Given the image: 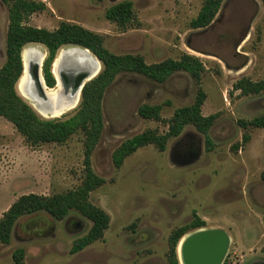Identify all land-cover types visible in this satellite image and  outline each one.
Masks as SVG:
<instances>
[{
  "label": "rangeland",
  "instance_id": "rangeland-1",
  "mask_svg": "<svg viewBox=\"0 0 264 264\" xmlns=\"http://www.w3.org/2000/svg\"><path fill=\"white\" fill-rule=\"evenodd\" d=\"M35 1L45 9L28 19L31 27L53 31L62 22L76 24L101 36L115 55H138L147 64L189 55L203 71L200 81L179 71L164 83L119 73L104 92V129L90 156L92 171L105 181L89 197L110 216L104 237L71 254L91 221L75 210L62 220L44 212L25 216L14 225L10 244L0 242V264H13L19 248L25 264H168L170 235L190 224L194 213L205 229L230 237L223 264H264V128L240 125L264 115V90L244 95L236 89L241 82L264 81V3L224 0L213 23L195 30L190 23L205 0ZM123 1L132 3L134 20L120 27L106 13ZM8 26L9 8L0 0V69ZM30 46L47 57L43 45ZM199 89L206 94L203 116L217 115L207 137L188 125L164 152L148 145L115 167L113 153L125 141L148 130L166 134L174 112L193 104ZM142 105L161 106L163 122L140 117ZM78 108L54 119H67ZM84 141L78 131L63 144L32 145L0 117V218L23 195L54 196L80 187Z\"/></svg>",
  "mask_w": 264,
  "mask_h": 264
},
{
  "label": "trees",
  "instance_id": "trees-1",
  "mask_svg": "<svg viewBox=\"0 0 264 264\" xmlns=\"http://www.w3.org/2000/svg\"><path fill=\"white\" fill-rule=\"evenodd\" d=\"M9 8V26L6 38V62L0 69V117L14 125L17 131L32 145L63 144L78 131L85 137V178L82 185L75 190L54 196L28 194L19 197L0 218V242L10 244L11 234L17 221L25 216L44 212L55 220L64 219L71 210L79 212L92 223L89 232L76 240L70 251L76 254L94 242L102 239L110 225V216L101 208L90 202V194L103 186L105 181L98 177L91 168L90 156L98 145L103 129L102 99L106 88L112 84L119 73L128 72L143 75L157 83H164L173 73L188 72L197 81L203 66L197 58L185 55L179 61L166 60L157 64H147L138 55L118 56L109 52L103 45L101 36L85 28L62 22L53 31L27 25L28 19L43 11L45 5L35 0H1ZM224 0H205L197 17L190 26L195 30L208 28L216 18ZM264 3V0H261ZM108 20L124 27L134 20L132 3L123 1L107 10ZM30 44H40L46 48L47 57L43 64V76L49 88L56 86L52 74V65L58 51L64 47H80L89 50L101 63L100 74L87 83L82 90L77 112L67 119L47 120L42 118L24 99L19 96L16 85L23 72L22 51ZM248 86V87H247ZM245 85H236L237 90L258 94L264 90V81ZM206 94L199 89L193 104L177 109L167 122L168 132L160 134L157 130H148L125 141L112 156L116 168H120L126 158L148 145L164 152L170 138L179 137L184 128L193 125L198 132L208 136L217 115L203 116L202 106ZM161 106L142 105L138 114L149 120L163 122ZM243 128L253 126L264 128V115L249 122H240ZM246 141L247 137L244 138ZM207 145L211 147L210 139ZM264 179V172L262 173ZM206 223L196 213L194 219L186 226L178 228L169 237L168 264H180L178 249L185 235L197 229H204ZM231 245V244H230ZM230 247V246H229ZM223 255L222 264L228 249ZM13 264H25V251H14Z\"/></svg>",
  "mask_w": 264,
  "mask_h": 264
},
{
  "label": "bare ground",
  "instance_id": "bare-ground-1",
  "mask_svg": "<svg viewBox=\"0 0 264 264\" xmlns=\"http://www.w3.org/2000/svg\"><path fill=\"white\" fill-rule=\"evenodd\" d=\"M33 47L39 48L40 52L45 56V52L40 47L30 46L23 49L22 61L24 72L19 80V93L36 110L44 113L46 118L49 119L47 115H53L57 112L60 113L78 105L81 100L83 88L100 74L102 66L90 51L80 47L62 48L59 51L54 70L55 76L58 79V86L56 89L46 88L43 84L40 71L42 57H35L32 53H29L26 57L24 55L27 48ZM35 68H37L38 72V75L35 76L39 77L40 84L43 86L44 93L42 95L35 90L36 87L34 85L37 81L34 78ZM203 230L198 229V232H202ZM195 231L197 232V230ZM192 233L185 235L180 242L178 249L180 264H184L182 260V249ZM223 236L226 239V246L228 248L231 244V239L225 233ZM225 252L226 250L224 254Z\"/></svg>",
  "mask_w": 264,
  "mask_h": 264
},
{
  "label": "water",
  "instance_id": "water-1",
  "mask_svg": "<svg viewBox=\"0 0 264 264\" xmlns=\"http://www.w3.org/2000/svg\"><path fill=\"white\" fill-rule=\"evenodd\" d=\"M40 71L42 73L44 86L46 88H49L44 80L43 69L41 68ZM34 73H35L34 78L37 80L34 85L36 87L35 90L42 95L44 93L43 86L42 84H40L39 77L35 76L38 75L37 68H35ZM224 233L225 232L223 231L207 230L205 228L202 232H198V229L197 232L193 231L192 235L186 240L182 249L183 263L184 264H222L223 254L227 248L226 239L223 236Z\"/></svg>",
  "mask_w": 264,
  "mask_h": 264
},
{
  "label": "flooded vegetation",
  "instance_id": "flooded-vegetation-1",
  "mask_svg": "<svg viewBox=\"0 0 264 264\" xmlns=\"http://www.w3.org/2000/svg\"><path fill=\"white\" fill-rule=\"evenodd\" d=\"M61 50V49H60ZM59 50V51H60ZM59 51H58V53H57V55H56V58H55V60H54V62H53V65H52V74H53V76H54V78H55V80H56V86L54 87V88H50V89H56L57 88V86H58V79L56 78V76H55V73H54V70H55V64H56V60H57V57H58V54H59ZM29 53H32V55L33 56H35V57H42V62H41V68H42V66H43V64H44V61H45V59H46V54H45V56L42 54V52H40V49L39 48H27L26 50H25V52H24V55H25V57H26V55L28 56V54ZM36 54V55H35ZM22 63H23V61H22ZM23 72H24V65H23ZM23 72H22V74H23ZM42 74V73H41ZM22 76V75H21ZM20 80V79H19ZM16 90H17V92H18V94H19V96H20V93H19V81L17 82V85H16ZM23 98V97H22ZM24 99V98H23ZM24 101L28 104V105H30L40 116H42V117H45L46 118V115L44 114V113H41L40 111H38V110H36L27 100H25L24 99ZM77 106H79V105H75V106H73V107H71V108H69L68 110H66V111H63V112H60V113H56V114H53V115H47V117L48 118H59L60 116H63L64 114H66L69 110H71V109H73V108H75V107H77Z\"/></svg>",
  "mask_w": 264,
  "mask_h": 264
}]
</instances>
